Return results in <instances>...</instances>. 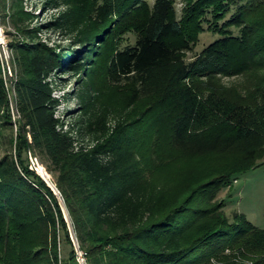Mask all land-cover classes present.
Segmentation results:
<instances>
[{"label": "trees", "instance_id": "1", "mask_svg": "<svg viewBox=\"0 0 264 264\" xmlns=\"http://www.w3.org/2000/svg\"><path fill=\"white\" fill-rule=\"evenodd\" d=\"M181 1L177 17L175 0H46L59 15L33 27L23 0H0L20 116L0 59V264L72 259L62 204L29 152L88 264H212L225 250L264 264V230L217 199L264 165V0ZM206 29L219 37L187 61ZM50 30L69 47L44 42ZM70 74L64 130L54 92Z\"/></svg>", "mask_w": 264, "mask_h": 264}, {"label": "rangeland", "instance_id": "2", "mask_svg": "<svg viewBox=\"0 0 264 264\" xmlns=\"http://www.w3.org/2000/svg\"><path fill=\"white\" fill-rule=\"evenodd\" d=\"M8 1L11 2V0ZM153 1L154 0H148L150 5L153 4ZM45 3L46 0H23V6L25 7V10L36 16V19L32 24L33 27L40 25L45 26L59 15L57 10H48L43 8ZM182 8V1L175 0L177 17L180 16ZM11 32L13 33V29L10 23H8L6 27H3L0 24V56L3 60H5V56L8 54L4 53L2 46H4L3 44H8L10 38L8 33ZM218 37L219 36L217 34H213L206 29L204 33L199 35V41L193 50L187 53L186 60L192 61L196 55H198L207 45L212 43ZM133 38V36H129L130 43L134 41ZM41 39L50 46H60L62 49H67L70 45V37L63 36V34L59 31H43L41 33ZM2 69H4L3 63ZM63 79L66 82L56 88L54 96L59 98L61 102L60 106L57 108L56 116L64 121V130H67L69 125L74 122L77 111V101L75 99L69 98L71 94H73V90L75 88L73 75H65ZM53 81H55V79H53ZM57 83L59 85L61 84L59 81H57ZM11 114L12 120L16 122L18 120L16 113L11 110ZM14 131H16V126H14ZM5 149L6 148L4 144L0 142V158L4 155ZM50 181H52L51 176ZM231 182L232 183L230 186L225 188L217 198L219 200H224L225 202L224 212L226 217L231 221L236 214H243L246 216L247 221L264 230V165L253 168L247 172H242V174H239L236 176V178L232 179ZM61 204L64 217L69 219L63 202H61ZM60 245L61 258L65 259L70 249L69 246L64 242L62 236L60 238ZM208 254L209 252L204 256ZM211 261L212 264L248 263L246 260L235 256L234 252L229 250L223 251V254L219 259L212 258Z\"/></svg>", "mask_w": 264, "mask_h": 264}, {"label": "built area", "instance_id": "3", "mask_svg": "<svg viewBox=\"0 0 264 264\" xmlns=\"http://www.w3.org/2000/svg\"><path fill=\"white\" fill-rule=\"evenodd\" d=\"M4 46H2V49L4 51V53H7L8 55L5 56V60H3L0 56L1 62L3 63V74H4V78L7 81L6 83V87L10 90L9 92V99H10V108L13 112L16 113L17 118L19 119L20 116L17 112L16 109V100H15V93L14 90H11L12 87V72H11V68H10V64H9V58H10V53L8 51V45L7 44H3ZM9 85V86H8ZM28 160H29V169L34 171L35 173H37L43 180H45L44 176H42L39 172L38 169H43L45 171V168L43 167V165L40 163L39 159L34 156L33 154H31L30 152L28 153ZM46 177L48 176V173L45 172L44 174ZM50 178V176H48ZM54 194L56 195V197L58 198V200L61 202H63L60 193L58 192L57 189L53 190ZM66 222L68 224V230H69V238L71 240V244H72V259L68 262V264H88L87 261V253L86 251H84L77 238L75 235V232L73 230V226L70 222V220H68L67 218ZM60 260H62V258L60 257ZM59 264H63L62 261H60Z\"/></svg>", "mask_w": 264, "mask_h": 264}, {"label": "bare ground", "instance_id": "4", "mask_svg": "<svg viewBox=\"0 0 264 264\" xmlns=\"http://www.w3.org/2000/svg\"><path fill=\"white\" fill-rule=\"evenodd\" d=\"M38 172H39L42 176H44V178H45L46 181H48V182L50 183V178L48 177L49 175H48L47 177L44 175L46 171H44L43 169H38ZM68 220H69V219H68Z\"/></svg>", "mask_w": 264, "mask_h": 264}, {"label": "water", "instance_id": "5", "mask_svg": "<svg viewBox=\"0 0 264 264\" xmlns=\"http://www.w3.org/2000/svg\"><path fill=\"white\" fill-rule=\"evenodd\" d=\"M44 181L52 190L56 189V187L54 186V184L51 181H50V183L46 180H44Z\"/></svg>", "mask_w": 264, "mask_h": 264}]
</instances>
